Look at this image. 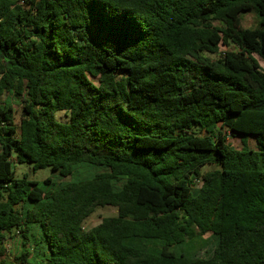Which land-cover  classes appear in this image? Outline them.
Instances as JSON below:
<instances>
[{
    "label": "trees",
    "instance_id": "trees-1",
    "mask_svg": "<svg viewBox=\"0 0 264 264\" xmlns=\"http://www.w3.org/2000/svg\"><path fill=\"white\" fill-rule=\"evenodd\" d=\"M254 55L264 0H0V256L20 235L22 264H264ZM82 164L103 171L63 181ZM104 207L117 215L86 230ZM208 233L210 257L172 250Z\"/></svg>",
    "mask_w": 264,
    "mask_h": 264
},
{
    "label": "rangeland",
    "instance_id": "rangeland-1",
    "mask_svg": "<svg viewBox=\"0 0 264 264\" xmlns=\"http://www.w3.org/2000/svg\"><path fill=\"white\" fill-rule=\"evenodd\" d=\"M259 25V19L255 13L249 12L242 15V26L244 28H256ZM234 47L222 46L220 48V56L225 52L234 50ZM219 55L214 56L218 58ZM258 60L260 66L264 69V60L258 55H254ZM6 100V96L2 98V102ZM12 104L15 110V123L19 124L21 122L23 114V97L12 96ZM58 119L66 122L68 117L64 113L58 114ZM230 136L229 133H227ZM248 144L250 148H256V141L253 137H249ZM227 143L230 144L234 149H241L242 138L230 136L227 138ZM206 170H210V167L207 166ZM103 171L102 169L98 170L97 167L89 166L86 164L80 165L76 173L73 176L63 179V181H85L92 179L97 172ZM25 175L29 176L31 180L37 181L40 185L43 181L50 177L52 180L61 182V179L58 178V174L53 172L50 168L41 169L36 172L33 171V166L30 164H18L16 167V178H23ZM117 215V209L114 207H104L98 208L85 222V229L88 230L102 222L104 218L114 217ZM12 238L7 239L6 244V253L3 256H0V262H7L9 264H22L20 260H17L16 257L20 256V250H22V237L20 235L11 236ZM13 239H16V244L13 242ZM18 243V244H17ZM160 245V244H158ZM216 246V240L212 237L210 233L202 236L196 237L191 241L190 244H181L176 245L172 248L177 254H185L192 256L196 253L200 257H210Z\"/></svg>",
    "mask_w": 264,
    "mask_h": 264
},
{
    "label": "crops",
    "instance_id": "crops-1",
    "mask_svg": "<svg viewBox=\"0 0 264 264\" xmlns=\"http://www.w3.org/2000/svg\"><path fill=\"white\" fill-rule=\"evenodd\" d=\"M8 238H12V237L10 236V237H8ZM8 238H7V239H8ZM6 242H7V240H6ZM6 242H5V248H6V244H7ZM13 242L16 244V242H17L16 239H15V240L13 239ZM17 244H18V243H17ZM20 253H21V250H20ZM19 255H20V254H19Z\"/></svg>",
    "mask_w": 264,
    "mask_h": 264
},
{
    "label": "built area",
    "instance_id": "built-area-1",
    "mask_svg": "<svg viewBox=\"0 0 264 264\" xmlns=\"http://www.w3.org/2000/svg\"><path fill=\"white\" fill-rule=\"evenodd\" d=\"M230 136H232V134H230ZM230 136H229V137H230Z\"/></svg>",
    "mask_w": 264,
    "mask_h": 264
}]
</instances>
